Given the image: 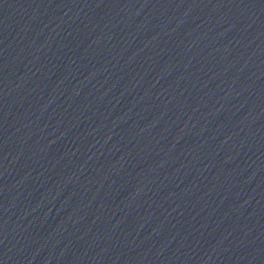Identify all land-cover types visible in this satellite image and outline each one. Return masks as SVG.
<instances>
[{"label": "water", "instance_id": "water-1", "mask_svg": "<svg viewBox=\"0 0 264 264\" xmlns=\"http://www.w3.org/2000/svg\"><path fill=\"white\" fill-rule=\"evenodd\" d=\"M0 264H264V0H0Z\"/></svg>", "mask_w": 264, "mask_h": 264}]
</instances>
